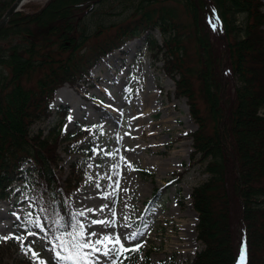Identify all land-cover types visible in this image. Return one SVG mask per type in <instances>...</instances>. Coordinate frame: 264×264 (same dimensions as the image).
<instances>
[{
	"label": "trees",
	"instance_id": "obj_1",
	"mask_svg": "<svg viewBox=\"0 0 264 264\" xmlns=\"http://www.w3.org/2000/svg\"><path fill=\"white\" fill-rule=\"evenodd\" d=\"M15 1L0 0V20ZM113 11H121L122 19L107 28L103 18ZM213 17L221 32L211 27ZM156 30L162 46L152 37ZM143 36L162 56L165 73L179 77L176 96L187 100L198 125L194 157L209 175L191 195L204 248L190 264H236L238 225L247 264H264L262 0H49L14 14L0 32V200L24 181L43 209L31 220L38 219L44 231L32 227L33 232L51 236L56 221L72 222L66 196L82 186L85 170L73 163L62 185L55 173L63 159L53 147L59 146L68 111L59 112L64 123L48 138L32 128L50 115L59 88L77 84Z\"/></svg>",
	"mask_w": 264,
	"mask_h": 264
},
{
	"label": "rangeland",
	"instance_id": "obj_2",
	"mask_svg": "<svg viewBox=\"0 0 264 264\" xmlns=\"http://www.w3.org/2000/svg\"><path fill=\"white\" fill-rule=\"evenodd\" d=\"M48 1L31 0L22 11L39 9ZM122 16L121 11H113L103 18L105 26L118 23ZM213 18L209 19L212 28ZM152 37L162 46L159 30ZM140 38L143 42L138 48L125 46L106 57L85 79L63 85L68 100L75 104L71 106L65 100L53 105L50 115L35 124L32 132L42 131V138L50 137L52 130L59 131L64 123L59 112L68 111L59 133V146H53L54 153L63 159L62 171L57 169L55 174L64 185L73 163L78 162L85 170L82 186L66 199L86 230L97 234L94 240L112 232H118L123 240L125 234L138 230L143 232L140 239L125 242V247L137 243L143 247L130 254L131 259L124 264H189L204 248L197 238L198 215L191 195L209 175L194 157L192 134L198 125L187 100L176 96L179 77L167 75L162 56L148 48L146 36ZM32 165V161L27 162L26 168ZM12 190L9 199L0 200V236L26 235L28 220L42 213L29 184L18 181ZM155 191H159V201ZM81 212L85 215H78ZM113 218L115 228L91 224L93 220ZM128 223L130 228L123 226ZM241 235L238 225L239 243L244 241ZM43 237L36 233L27 237L25 244L34 241L32 248L48 264H54V253L49 251L52 245ZM30 255H25L16 240H0V264L33 263ZM100 261L109 264L106 257L101 256Z\"/></svg>",
	"mask_w": 264,
	"mask_h": 264
},
{
	"label": "snow or ice",
	"instance_id": "obj_3",
	"mask_svg": "<svg viewBox=\"0 0 264 264\" xmlns=\"http://www.w3.org/2000/svg\"><path fill=\"white\" fill-rule=\"evenodd\" d=\"M218 20L213 18L212 25L215 28ZM114 155V153H112ZM123 159V157H121ZM131 167V165H129ZM116 175H119L117 172ZM91 179V177H89ZM117 187L119 181H116ZM99 187V185H97ZM43 211V209H42ZM88 211H92L89 209ZM31 214H29L30 216ZM78 215L84 216L85 213L81 212ZM113 217H115V211L113 210ZM125 220H128L125 217ZM57 227L52 229V235L49 237L48 233L45 232L43 239L47 240L52 245L49 251L54 253V264H101L100 257H106L109 264H124V261L130 260L132 253H138L143 247L142 244L131 245L125 247V242L131 244L132 241H137L143 235L140 231H131L124 235L123 240L118 232H112L102 235L95 240L97 234L95 232H88L86 226L81 223L76 215H73L72 222L67 224H61L59 221L55 222ZM29 227L26 228V235L20 236H0V240L14 239L19 242L21 250L25 255H30L33 264H48V261L41 258L40 253L32 248V243L25 244V240L29 236H35L36 233L32 231V227L40 228L44 231L43 226L39 220H28ZM91 224H103L105 227H116V220H93ZM124 227H131V224H125ZM69 229H71L69 231ZM99 254V255H98ZM238 264H247V246L246 243L242 244L241 253Z\"/></svg>",
	"mask_w": 264,
	"mask_h": 264
},
{
	"label": "bare ground",
	"instance_id": "obj_4",
	"mask_svg": "<svg viewBox=\"0 0 264 264\" xmlns=\"http://www.w3.org/2000/svg\"><path fill=\"white\" fill-rule=\"evenodd\" d=\"M30 1L31 0H26V2L24 3V5L22 7L26 6V4H28ZM142 42H143L142 38H136L135 40L129 42L126 47L128 49H136V48H138V46ZM111 61H113L112 58H111ZM96 69H97V71L101 70L100 67H97ZM65 91H66V88H62V89L58 90L57 95H56V101H55V104H54L55 106L59 105V103L65 101V100H66L67 104H69L71 106H73L75 104L74 100H72V99L68 100V98H67V96L65 94ZM191 232H192L193 238H195V232H194V230H192V227H191ZM181 247H184V246L182 245Z\"/></svg>",
	"mask_w": 264,
	"mask_h": 264
},
{
	"label": "water",
	"instance_id": "obj_5",
	"mask_svg": "<svg viewBox=\"0 0 264 264\" xmlns=\"http://www.w3.org/2000/svg\"><path fill=\"white\" fill-rule=\"evenodd\" d=\"M26 0H17L5 13V15L0 20V32L6 27L8 24L10 18L17 12L21 11L22 6ZM226 54H227V48H226ZM224 102L226 103L225 96L223 94Z\"/></svg>",
	"mask_w": 264,
	"mask_h": 264
}]
</instances>
